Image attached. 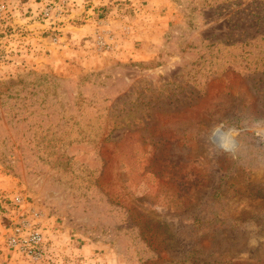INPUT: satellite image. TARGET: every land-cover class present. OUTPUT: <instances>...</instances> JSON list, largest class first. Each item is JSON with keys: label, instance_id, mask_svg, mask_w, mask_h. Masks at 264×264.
Listing matches in <instances>:
<instances>
[{"label": "rangeland", "instance_id": "374dc122", "mask_svg": "<svg viewBox=\"0 0 264 264\" xmlns=\"http://www.w3.org/2000/svg\"><path fill=\"white\" fill-rule=\"evenodd\" d=\"M0 264H264V0H0Z\"/></svg>", "mask_w": 264, "mask_h": 264}, {"label": "built area", "instance_id": "2783aa9c", "mask_svg": "<svg viewBox=\"0 0 264 264\" xmlns=\"http://www.w3.org/2000/svg\"><path fill=\"white\" fill-rule=\"evenodd\" d=\"M13 202L22 204V195H16ZM37 213L11 221L4 233L5 249L32 262L44 261L49 252L46 233L36 221Z\"/></svg>", "mask_w": 264, "mask_h": 264}]
</instances>
